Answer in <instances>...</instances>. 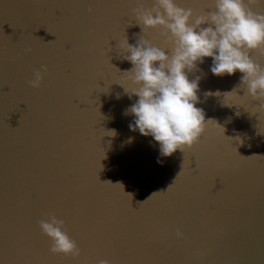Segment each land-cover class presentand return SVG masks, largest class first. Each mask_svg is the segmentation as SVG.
<instances>
[{
    "label": "water",
    "instance_id": "95a60500",
    "mask_svg": "<svg viewBox=\"0 0 264 264\" xmlns=\"http://www.w3.org/2000/svg\"><path fill=\"white\" fill-rule=\"evenodd\" d=\"M178 3L200 14L214 0ZM136 6L0 0V264H264V110L237 87L242 73L215 76L205 58L190 79L211 121L193 147L161 156L124 114L138 97L119 45L142 34ZM46 214L65 221L79 258L50 253Z\"/></svg>",
    "mask_w": 264,
    "mask_h": 264
},
{
    "label": "clouds",
    "instance_id": "9594fccd",
    "mask_svg": "<svg viewBox=\"0 0 264 264\" xmlns=\"http://www.w3.org/2000/svg\"><path fill=\"white\" fill-rule=\"evenodd\" d=\"M262 5L264 0H214L210 10L197 14L191 7L180 6L178 0H152L150 7L144 0H137L132 13L142 34H138L135 45L126 35L119 45L126 52L123 59L132 64L124 71L132 85L131 91L123 86L125 93L130 99L138 97L124 114L135 118L129 124L132 131L151 136L159 144L161 156H171L177 150L184 153L193 147L211 121L197 107L201 77L190 79L205 58H212L210 71L215 76L242 73L237 87L245 88L246 95L258 100L264 110V65L252 56L253 52L264 54V12L256 11ZM149 30L160 32L165 46L148 39ZM47 73L48 66L41 65L28 85L39 89ZM39 227L51 241L50 253L80 257L82 250L63 219L46 214ZM176 235L184 236L179 230ZM97 264L112 262L100 259Z\"/></svg>",
    "mask_w": 264,
    "mask_h": 264
}]
</instances>
